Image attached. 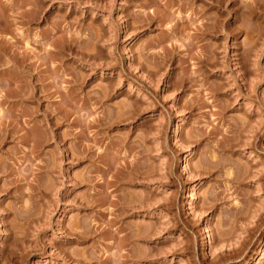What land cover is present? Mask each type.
Masks as SVG:
<instances>
[{"label":"clouds","instance_id":"clouds-1","mask_svg":"<svg viewBox=\"0 0 264 264\" xmlns=\"http://www.w3.org/2000/svg\"><path fill=\"white\" fill-rule=\"evenodd\" d=\"M129 7L0 0L10 30L0 36V264H253L264 238V0H141L132 31ZM102 51L100 63L84 55ZM97 73L115 83L91 85ZM125 81L134 87L119 99ZM109 156L122 171L100 208ZM140 215L143 230L125 223Z\"/></svg>","mask_w":264,"mask_h":264},{"label":"rangeland","instance_id":"rangeland-1","mask_svg":"<svg viewBox=\"0 0 264 264\" xmlns=\"http://www.w3.org/2000/svg\"><path fill=\"white\" fill-rule=\"evenodd\" d=\"M98 2L104 3V0H98ZM140 3H141V0H130V7L127 9V11L125 13L129 17L128 31H132L134 26L137 23L136 18L132 16V12L137 7V5ZM154 3H155V0H152V4H154ZM7 15L11 16L12 13L9 12V13H7ZM117 15H119V13H117ZM88 21L92 24V27L96 31L97 36H101L102 38L106 39V36L104 35L106 29L101 27V23H102L101 18L98 17L95 21H93L92 17H91V12H89L88 13ZM7 35H10V30H9V28H7L5 26V21L3 19H0V36H7ZM124 35H127V32H125ZM149 35H151V34H149ZM121 39H123V37H121ZM142 42H143L142 40H136L135 45H134V50H137V57H136L137 64H140L141 61L144 59V57L138 51L139 48L141 47ZM84 55H85V58H88L90 60H95L96 63H100L101 59H104L105 61L107 60V54H106V52H103V51L101 52L100 57H95V56L90 57L88 55V53H85ZM184 63H186V62L181 61V60H177V64H176V75L177 76H179L181 73H183L185 71V69L183 67ZM187 63H190V62H187ZM144 71L145 72L152 71V69L150 68V66L147 63L144 64ZM98 72H99V70H98ZM117 73H119V69H117ZM153 75H155V73H153ZM114 83H115V81L101 80L99 78L98 73H97V75L93 78L91 85H97V84L110 85V84H114ZM133 87H134L133 84H130L128 81H125L123 83L124 94L121 95L119 97V99H125L128 96L129 92L132 91ZM132 98L134 99L135 97L133 96ZM186 99H187V95H185L184 97L181 98V105H183V102ZM141 106L143 107L144 105L142 104ZM198 113H199V109H197V114ZM150 116H151L150 112L146 113V114H144V116H142V119L148 120V125H146V127L150 126L151 124H154V122H155V121L149 119ZM208 119H211V117H208ZM137 131L139 132L140 129H138ZM60 134H61V136H63V134H64L63 129L61 130ZM187 134H188V129L186 128L185 129V138L187 137ZM97 150H99V149H97ZM104 159L107 162V168H108V170L103 173V175L105 176L106 183L104 185L99 186V187H101L102 192L98 197L97 203H98L100 208H105V207L110 208L111 207V195H109V192H110V188L112 186L113 177L120 175L122 170H120L118 167L119 164L121 163L120 161H113L111 156L105 157ZM257 189H258V186H257ZM127 191L130 193L131 196L135 197L136 190L129 188V189H127ZM259 203L260 202L258 200H252V204L254 207L258 206ZM103 218H104L105 222H108L111 219L110 215H107V214H105ZM143 222H144V217L142 215L132 216L125 221V223H127V224L141 226V230H143V228H142ZM156 223H157V225L159 224L158 221H156ZM243 223H244V221L241 220V225ZM105 235L109 236L111 234L106 233ZM120 235H123V232H121ZM116 241H117V243L120 242L119 236L116 237ZM260 256H264V238H262L261 242H258L257 245L253 248L249 259L253 262V264H255V261L259 260Z\"/></svg>","mask_w":264,"mask_h":264}]
</instances>
